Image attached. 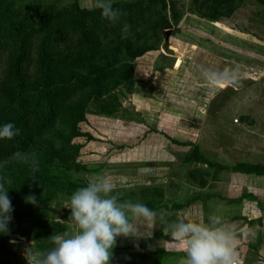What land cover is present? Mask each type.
Returning a JSON list of instances; mask_svg holds the SVG:
<instances>
[{"label": "rangeland", "instance_id": "374dc122", "mask_svg": "<svg viewBox=\"0 0 264 264\" xmlns=\"http://www.w3.org/2000/svg\"><path fill=\"white\" fill-rule=\"evenodd\" d=\"M77 1L80 8H92V0ZM20 2L39 3L44 7L50 3L63 6L68 0H15L17 4ZM163 2L171 3L172 8L174 4V8L181 11V16L176 22L167 19L169 24L166 28L145 34L147 39L144 47L151 49L133 61L132 86L115 87L98 101L86 103L84 119L76 124L78 135L71 138L70 144L77 148L74 161L79 165L72 174L81 187L91 176L103 175L116 185L125 199L147 206L155 205L156 208L152 210L163 211L170 224L188 220L183 217L184 212L168 209L171 204L185 206L188 196L185 178L188 166L181 163L182 167L174 169L184 156L181 152L183 148L203 149L205 155L201 152L206 159L225 165L240 161L264 163V0H232L226 6H209L202 10L191 6L190 0ZM231 7L233 11H230ZM198 54L203 56L197 58ZM179 58L182 63L177 68L180 69L173 73V80H177L176 92L179 91L183 99L173 102V95L161 99L160 89L153 86V76L177 67ZM221 63L225 68L239 66L242 86L222 85V91L214 92L209 102L203 104L204 113L198 125H191L194 130L184 126V129L177 130L168 127L166 123L173 118L170 114L173 113V104L179 107L185 101L188 108H194L195 102L203 103L199 98L202 91L214 89L203 79L198 66L219 69ZM152 104L157 110L150 108ZM143 110H150L155 118H159L161 113L165 122L162 130L173 135L172 138L185 139L189 145L179 147L180 151L174 152L173 145L171 148L167 145L156 148L154 144L158 139L155 138L151 139L152 147H144L151 156H141L140 145L144 141L141 122L147 118L141 115ZM188 136L196 138L190 140ZM147 149L162 151L163 155ZM215 150L222 152L218 154ZM27 190L35 193L36 187ZM69 198L50 190L37 196L36 205L26 202L20 204L23 211L19 210L17 215L23 213L22 216L17 218L18 222L10 225L4 240H1L6 243L4 246L8 252L3 254L4 258L15 264H26L25 249L30 247L35 250L36 244L20 233L31 222L40 221L51 225L58 222L62 226L61 232H74L69 219ZM255 198L261 211L260 221L264 219V192L257 193ZM168 224L158 221L149 239L152 243H146L145 247L154 245L153 249L164 252V255L159 257V254L151 253L153 251L141 252L135 247L127 248L123 244L135 242L118 238L111 264H172L173 251L169 249L172 248L170 243H173V238ZM43 241L50 242L48 237ZM261 246L256 251V258H251L248 252L246 260H242L243 264L264 263V234Z\"/></svg>", "mask_w": 264, "mask_h": 264}, {"label": "trees", "instance_id": "16d2710c", "mask_svg": "<svg viewBox=\"0 0 264 264\" xmlns=\"http://www.w3.org/2000/svg\"><path fill=\"white\" fill-rule=\"evenodd\" d=\"M190 2L202 10L226 6L232 0ZM171 5L163 0L115 1L113 6L126 15L112 24L99 10L80 8L77 0L44 7L0 0V126L11 122L20 130L12 140L0 139V178L12 181L5 185L10 188L7 194L14 209L8 228L22 216L17 213L23 211L20 204L26 196L37 198L52 190L69 198L81 187L72 174L79 164L74 161L77 148L70 140L78 135L76 124L84 119V107L115 87L132 86L133 61L151 49L144 47L145 34L164 29L169 24L167 19L176 22L181 16V11ZM124 24L131 26L128 39L121 38ZM164 137L176 146L189 145ZM17 151L28 153L29 161L11 160ZM33 156L39 164L35 173L31 168ZM5 160L9 162L3 164ZM186 162L227 173L264 175V163L218 165L203 158L196 147L184 155L182 164ZM33 186L35 193L26 191ZM181 206L171 204L168 209ZM148 207L156 208L153 204ZM61 230L58 222L34 221L20 235L33 241L35 249L45 250L52 245L44 238ZM5 236L0 233V264H15L3 256L8 253L1 241ZM151 253L164 255L162 251Z\"/></svg>", "mask_w": 264, "mask_h": 264}, {"label": "clouds", "instance_id": "9594fccd", "mask_svg": "<svg viewBox=\"0 0 264 264\" xmlns=\"http://www.w3.org/2000/svg\"><path fill=\"white\" fill-rule=\"evenodd\" d=\"M115 0H92V8L99 10L102 18L116 24L126 15L114 7ZM246 23V21H245ZM131 26L124 24L121 38L132 35ZM205 81L216 86L241 87L240 68L212 69L198 66ZM20 134L14 123L0 126V139L12 140ZM11 160L28 162V153L17 151ZM9 160L3 161L7 164ZM32 173L39 170L38 161L31 158ZM12 181L0 178V233L9 231L8 224L14 211L8 196ZM70 216L74 232L63 231L48 237L51 247L45 250L25 249L26 264H111L113 249L118 238L131 239L139 248V241L150 239L157 222L168 224L163 211L157 212L141 202L125 199L116 185L103 175L91 176L85 186L77 188L70 196ZM25 202L36 205L35 195L25 197ZM175 243L183 245L186 257L180 264H243L237 251L236 229L224 222L220 215L208 216L207 223L178 221L168 224ZM151 247V246H150Z\"/></svg>", "mask_w": 264, "mask_h": 264}, {"label": "crops", "instance_id": "0c3cea01", "mask_svg": "<svg viewBox=\"0 0 264 264\" xmlns=\"http://www.w3.org/2000/svg\"><path fill=\"white\" fill-rule=\"evenodd\" d=\"M202 56H199L198 54L197 58H200ZM174 61H176V59H174ZM179 62L180 63L177 67H173V68L171 67V70L166 69L165 72L154 74L153 76L154 79L153 86L157 89L158 88L160 89L159 94L161 95V99H163V97H165L166 95L168 96L173 95V102H175L176 100L178 101L179 99H183V97H181V93L179 91L176 92V90H178L177 87H175L176 85L175 82H177V80H175V82L173 80V73H176L180 69L177 68L181 65L182 60L180 59ZM188 64L189 63H187L186 65ZM224 68H225L224 64L221 63L219 69H224ZM166 79L167 81L164 83V80ZM223 87L224 86L217 84V86H214V89L212 90L207 86V88H209L210 90L209 91H207L208 89L204 90L199 95V98L203 100V103L200 104V102L202 101L200 102L194 101L196 105L194 108L191 107L188 108L185 101L182 102L184 104H179L181 105L179 106L180 108L175 104H173L172 105L173 113H170L173 115L172 116L173 118H171V122L166 123V125L174 130L184 129V127L185 128L188 127V130H194V128L191 127V125L194 126V123L195 125H198L204 113L203 107L205 103L209 102L208 100L211 98V96L213 97L214 92L222 91ZM185 98L186 97H184V99ZM150 108L157 110L156 107L153 106V104L151 105ZM141 115H145V117H147L144 121L141 122L142 132H143L141 136H144V141L140 145L139 154L141 156L143 155L151 156V154L146 152L145 148L146 146L152 147L153 145H151L150 142L151 139H155V138L158 139V142L154 144L156 148L158 147L161 148L163 147V145L164 146L167 145L168 148L169 147L171 148V145H173V151L174 152L178 151L179 150L178 148L180 146L171 144L164 137V135L167 136L169 139L179 143L187 142L185 141V139L172 138L173 135H170L162 130L163 128L161 127L162 126L165 127V122L163 121L164 116L161 113L159 118H155L150 110H143L141 111ZM155 120L157 121V125ZM149 136H153V138H149ZM195 138H196L195 136L187 137V139L190 140H194ZM141 147L143 149H141ZM183 149L184 150H182L181 152H183L182 155H185L188 149L185 148ZM147 150L152 153H159L160 155H163L162 151L157 152V151H152L151 149H147ZM197 150L201 154V156L206 159V157L204 156L205 152L202 151L203 149L200 150V148H197ZM201 151L203 152L204 155L202 154ZM214 152L221 154L222 150H215ZM183 157L181 158V161L177 162V165L174 167V169H177L176 167L179 166L182 167V165L184 164L185 167L188 166L187 170H185V178L187 179L186 189L188 192L186 194H188V196L185 200L186 203L185 206H181L177 211L179 213L184 212L183 217H185V219H188L186 220L188 222L207 223V219L209 215L212 214L220 215L223 218L224 222L232 225L236 229L237 251L239 252L240 259L246 260L247 257L246 254L248 252L249 255H251V258L255 259L257 256L256 251L262 248L261 238L262 235L264 234L263 231L264 219H261L259 221L261 211L259 209L260 207L258 206V202L255 196L257 193L264 192V175L256 176L253 174L227 173L225 171L217 170L214 167H207L204 164H199L194 162H186L181 165ZM207 160L218 165H225L219 162L211 161L210 158H207ZM240 162L249 163V164H260V163H250L245 161H240ZM258 183H260L262 186H259ZM180 220H182V218ZM138 243H139L138 250H140L141 252L142 251L154 252L156 249V248L153 249V247H155L154 245H150L151 247L148 246L147 248H145L148 243H152V241H149V239L140 240ZM173 243L175 242L173 241ZM123 245L126 246L127 248L134 247L133 243L132 244L125 243ZM182 248L183 245L179 247H172L171 249H169L170 251H173L172 264H180V261L186 257V253L182 250ZM254 248L256 250H254ZM257 264H264V263L260 262Z\"/></svg>", "mask_w": 264, "mask_h": 264}]
</instances>
